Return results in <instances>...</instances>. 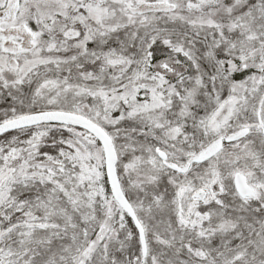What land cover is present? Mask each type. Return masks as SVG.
Instances as JSON below:
<instances>
[{
  "label": "snow or ice",
  "instance_id": "obj_1",
  "mask_svg": "<svg viewBox=\"0 0 264 264\" xmlns=\"http://www.w3.org/2000/svg\"><path fill=\"white\" fill-rule=\"evenodd\" d=\"M0 264H264V0H0Z\"/></svg>",
  "mask_w": 264,
  "mask_h": 264
}]
</instances>
